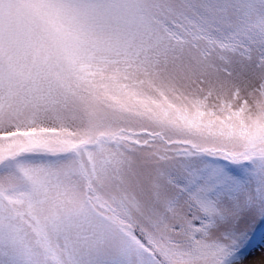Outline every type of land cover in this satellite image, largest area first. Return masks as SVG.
I'll return each instance as SVG.
<instances>
[{"label":"snow or ice","instance_id":"snow-or-ice-1","mask_svg":"<svg viewBox=\"0 0 264 264\" xmlns=\"http://www.w3.org/2000/svg\"><path fill=\"white\" fill-rule=\"evenodd\" d=\"M258 237L264 0H0V264H264Z\"/></svg>","mask_w":264,"mask_h":264},{"label":"rangeland","instance_id":"rangeland-1","mask_svg":"<svg viewBox=\"0 0 264 264\" xmlns=\"http://www.w3.org/2000/svg\"><path fill=\"white\" fill-rule=\"evenodd\" d=\"M256 246L264 247V241H262L259 237L256 240ZM257 259H259V253L257 252Z\"/></svg>","mask_w":264,"mask_h":264}]
</instances>
